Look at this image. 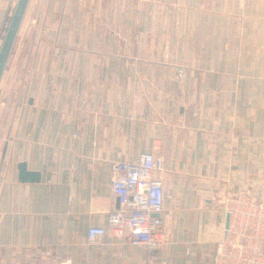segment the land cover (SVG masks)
Wrapping results in <instances>:
<instances>
[{"label":"crops","instance_id":"crops-1","mask_svg":"<svg viewBox=\"0 0 264 264\" xmlns=\"http://www.w3.org/2000/svg\"><path fill=\"white\" fill-rule=\"evenodd\" d=\"M93 1L29 0L24 16L37 19L23 29L29 43L8 56L0 264H146L147 246L113 235L107 222L118 206L111 162L145 150L164 166L158 259L213 264L225 194L264 200V0H215L214 12L189 13L183 46L80 45L87 33L97 40ZM15 3L0 0V44ZM21 160L40 180L18 179ZM92 224L106 231L89 242Z\"/></svg>","mask_w":264,"mask_h":264},{"label":"built area","instance_id":"built-area-1","mask_svg":"<svg viewBox=\"0 0 264 264\" xmlns=\"http://www.w3.org/2000/svg\"><path fill=\"white\" fill-rule=\"evenodd\" d=\"M162 166L152 150L110 165V188L118 198V206L107 213L110 231L131 244L147 246L146 264H165L157 257L166 240L167 223ZM222 208L228 222L215 242L213 264H264V200L251 192H228ZM105 231L102 225H89L88 241H95ZM45 264L70 263L62 259Z\"/></svg>","mask_w":264,"mask_h":264},{"label":"rangeland","instance_id":"rangeland-1","mask_svg":"<svg viewBox=\"0 0 264 264\" xmlns=\"http://www.w3.org/2000/svg\"><path fill=\"white\" fill-rule=\"evenodd\" d=\"M93 2L96 19L94 37H97V40H91L92 33H87L85 42L80 41V45L183 46L184 34L187 30L185 18L189 13L206 15V12H214L215 8L222 7L221 3H216L215 0L214 3L213 0H120L116 4L114 0H94ZM106 4L111 5L107 8ZM80 10H84V8ZM106 11L110 19L103 25L101 17ZM36 20L34 16L23 17L14 46H18L22 42L28 45L27 34L22 40L23 29L27 26V22L34 24ZM104 26L109 29L110 34H103L101 37L99 29ZM199 26L202 27V25ZM160 53L164 54L165 52ZM173 54L176 58L181 54V51H174ZM160 174L164 177V166H162Z\"/></svg>","mask_w":264,"mask_h":264},{"label":"water","instance_id":"water-1","mask_svg":"<svg viewBox=\"0 0 264 264\" xmlns=\"http://www.w3.org/2000/svg\"><path fill=\"white\" fill-rule=\"evenodd\" d=\"M28 2L29 0H16L12 14L9 18L7 28L0 44V79L20 28ZM17 170V177L20 181L34 182L40 180V172L38 170L27 168V164L24 160L17 163ZM227 222L228 214H226L225 225H227Z\"/></svg>","mask_w":264,"mask_h":264}]
</instances>
